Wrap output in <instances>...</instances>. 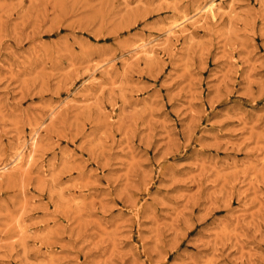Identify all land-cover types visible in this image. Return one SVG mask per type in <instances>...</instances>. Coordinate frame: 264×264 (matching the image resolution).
I'll list each match as a JSON object with an SVG mask.
<instances>
[{
    "label": "rangeland",
    "instance_id": "1",
    "mask_svg": "<svg viewBox=\"0 0 264 264\" xmlns=\"http://www.w3.org/2000/svg\"><path fill=\"white\" fill-rule=\"evenodd\" d=\"M209 1L0 0V264H264V0Z\"/></svg>",
    "mask_w": 264,
    "mask_h": 264
},
{
    "label": "bare ground",
    "instance_id": "2",
    "mask_svg": "<svg viewBox=\"0 0 264 264\" xmlns=\"http://www.w3.org/2000/svg\"><path fill=\"white\" fill-rule=\"evenodd\" d=\"M219 4H220V3H219ZM219 4L217 5V3L215 2V0H210L209 3H208L207 6H206V9L209 11V13H211L212 16H214V15H215V10H217V8L219 7ZM220 7H221V5H220ZM202 11H203V9H202ZM202 11H200V12L202 13ZM204 11L206 12L205 9H204ZM209 13H208V15H209ZM217 14H218V12H217ZM203 15H204V12H203ZM201 16H202V15H201ZM204 17H205V16H204ZM208 17H209V16H208ZM210 17H211V16H210ZM183 18H184V17H183ZM183 18H182V19H183ZM198 18H199V17H198ZM212 18H213V17H212ZM213 20H214V18H213ZM184 21H185V20H184ZM197 21H198V20H197ZM181 22H182V21H181ZM181 22H180V23H181ZM178 23H179V22H178ZM192 23H193V22H192ZM174 25H175V24H174ZM176 25H177V24H176ZM176 25H175V26H176ZM189 25H190V24H189ZM193 25H194V24H193ZM191 26H192V25H191ZM184 27H186V26H184ZM189 27H190V26H189ZM184 30H185V29H184ZM179 31H180V30H179ZM175 33H176V32H175ZM175 33H174V34H175ZM175 36H176V34H175ZM168 37H169V36H168ZM170 37H171V36H170ZM148 39H149V38H148ZM153 39H154V37H153ZM155 39H156V38H155ZM158 39H159V38H158ZM146 40H147V39H146ZM149 41H150V40H149ZM140 43H143V42H140ZM147 43H148V42H147ZM157 44H158V43H157ZM143 45H144V44H143ZM143 45H141V46H142L143 48H146L147 45H146L145 47H144ZM136 46H137V45H136ZM139 47H140V46H139ZM149 47H150V46H149ZM134 49H135V48H134ZM152 49H153V48H152ZM139 50H140V49H139ZM139 50H138V51H139ZM148 50H149V48H148ZM140 51H141V50H140ZM146 52H147V49H146ZM146 52H145V53H146ZM136 53H137V51H136ZM138 53H139V52H138ZM138 53H137V54H138ZM147 53H148V52H147ZM150 53H151V51H150ZM148 54H149V53H148ZM35 131H36V130H35ZM35 137H36V136H35ZM31 147H32V146H31ZM22 148H23V147H22ZM33 148H34V147H33ZM20 149H21V148H20ZM20 149H19V150H20ZM19 150H18V151H19ZM28 150H29V149H28ZM18 151H17V152H18ZM22 151H23V150H22ZM17 152H16V153H17ZM19 152H20V151H19ZM32 152H33V151H32ZM16 153H15V154H16ZM21 153H22V152H21ZM27 154H28V153H27ZM31 154H32V153H29V154L27 155V157L25 156V158H27L26 161H28V160L30 159V157H32ZM19 155H22V154H19ZM16 156H17V155H16ZM21 158H22V156H21ZM17 159H18V158H17ZM12 160H14V159H12ZM16 161H18V160H16ZM18 162H19V163H18ZM18 162H17V164H20V161H18ZM21 162H22V161H21ZM15 163H16V162H15ZM15 163H14V165H15ZM12 164H13V163H12ZM17 164H16V165H17ZM14 165H13V166H14ZM10 166H12V165H10ZM13 166H12V168H13ZM6 170H7V169H6ZM1 173L3 174V172H1Z\"/></svg>",
    "mask_w": 264,
    "mask_h": 264
}]
</instances>
